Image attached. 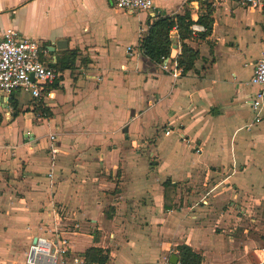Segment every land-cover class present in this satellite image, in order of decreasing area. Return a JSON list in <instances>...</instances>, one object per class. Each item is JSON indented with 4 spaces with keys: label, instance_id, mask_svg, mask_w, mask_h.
<instances>
[{
    "label": "crops",
    "instance_id": "1",
    "mask_svg": "<svg viewBox=\"0 0 264 264\" xmlns=\"http://www.w3.org/2000/svg\"><path fill=\"white\" fill-rule=\"evenodd\" d=\"M185 11L193 22L210 12L211 28L191 32L186 42L199 57L173 78L140 41L157 17ZM9 27L41 44L45 64L67 50L77 56L41 102L50 116L21 92L0 95L3 264L24 260L34 237L53 232L68 255L106 249L105 264H172L181 244L203 264H252L258 240L248 228L256 218L245 217L264 205V96L253 109L258 86L246 82L264 55V8L236 0H154L149 10L117 9L113 0H0V37ZM169 36L175 59L181 41L177 30ZM51 145L60 150L54 157ZM167 179L175 185L169 210Z\"/></svg>",
    "mask_w": 264,
    "mask_h": 264
},
{
    "label": "built area",
    "instance_id": "2",
    "mask_svg": "<svg viewBox=\"0 0 264 264\" xmlns=\"http://www.w3.org/2000/svg\"><path fill=\"white\" fill-rule=\"evenodd\" d=\"M236 1L244 6L264 8V0ZM113 5L121 10H149L154 7V0H113ZM172 30L176 31V28ZM190 30L195 34L204 32L206 27L202 23L193 22ZM40 54L41 44L38 41L21 38L11 27L3 31L0 37V95L25 92L35 101L42 102L49 94L48 87L56 83L59 75L52 65L41 60ZM169 57L164 58L160 66L173 78H177L182 73V67L177 63V56L175 59ZM246 84L258 86L250 102L253 109H258L264 96V55L254 63L253 73ZM49 139H55L54 133L49 135ZM50 152L54 157L60 150L51 145ZM256 251L259 256L257 264H264V249L258 248ZM67 252L66 239L58 235H54L53 239L37 236L36 242L29 244L24 264H86L81 255H68Z\"/></svg>",
    "mask_w": 264,
    "mask_h": 264
},
{
    "label": "trees",
    "instance_id": "3",
    "mask_svg": "<svg viewBox=\"0 0 264 264\" xmlns=\"http://www.w3.org/2000/svg\"><path fill=\"white\" fill-rule=\"evenodd\" d=\"M190 13L185 11L182 15L176 14L173 16L157 17L148 27L146 34H144L140 41V48L152 60L161 63L162 60L170 56L171 53V39L170 31L176 28L180 44V54L177 55V63L182 67V74L191 70L195 66V61L199 57L198 50L190 46L186 40L191 38L190 25L192 24ZM197 22L205 25L206 30L202 33L205 35L210 31L212 19L210 12L201 14ZM77 52L75 50L64 51L62 57L55 65H52L55 71L59 72L64 69H72L75 64ZM84 61V60H82ZM85 63V62H83ZM59 81L57 78L56 83ZM53 84L51 86H55ZM37 107L44 116H50L52 113L47 106H44L40 101L37 102ZM165 204L164 209L169 210L174 206L172 199L175 195V185L170 180L163 182ZM171 200L170 203L167 200ZM109 217V212L106 211ZM86 264H105L108 260V251L101 247L90 246L82 253ZM178 264H203L204 257L200 252L193 250L187 244L178 246Z\"/></svg>",
    "mask_w": 264,
    "mask_h": 264
},
{
    "label": "rangeland",
    "instance_id": "4",
    "mask_svg": "<svg viewBox=\"0 0 264 264\" xmlns=\"http://www.w3.org/2000/svg\"><path fill=\"white\" fill-rule=\"evenodd\" d=\"M21 96L22 97H27L29 96L27 93L21 92ZM247 217V218H246ZM245 219H250V218H256L255 222H252L254 224V226L249 227L248 231L249 233L255 234V238L258 240V245L257 248H261L264 249V205L261 204L259 205L256 209L254 213H251V216H246ZM186 224H189V220L186 219L184 222H182L181 224V228L179 229V235L181 236L184 227L186 226ZM189 226V225H188ZM190 227V226H189ZM188 227V228H189ZM72 229L75 228V226L71 227ZM55 231V230H53ZM54 233L53 232L51 235L54 237ZM68 253V252H67ZM133 253V252H132ZM256 255V253H252L249 255L250 256V262H252V264H257L258 262V258H256L254 255ZM143 255V254H142ZM138 256V255H135ZM134 256V257H135ZM12 263V261H9ZM24 260L23 259H17L16 263L17 264H24L23 263ZM4 261L2 259H0V264H3Z\"/></svg>",
    "mask_w": 264,
    "mask_h": 264
},
{
    "label": "water",
    "instance_id": "5",
    "mask_svg": "<svg viewBox=\"0 0 264 264\" xmlns=\"http://www.w3.org/2000/svg\"><path fill=\"white\" fill-rule=\"evenodd\" d=\"M61 42H62V41H58V43L56 44V48H60V44H61ZM32 242H33V243L36 242V237H34V238L32 239ZM177 261H178V256L176 255V262H173L172 260H170V263H172V264H176Z\"/></svg>",
    "mask_w": 264,
    "mask_h": 264
},
{
    "label": "bare ground",
    "instance_id": "6",
    "mask_svg": "<svg viewBox=\"0 0 264 264\" xmlns=\"http://www.w3.org/2000/svg\"><path fill=\"white\" fill-rule=\"evenodd\" d=\"M170 260H172L173 262H176V255H172V256L170 257Z\"/></svg>",
    "mask_w": 264,
    "mask_h": 264
}]
</instances>
